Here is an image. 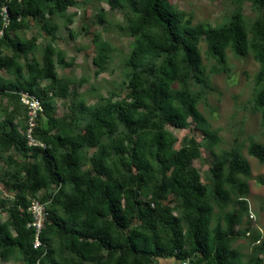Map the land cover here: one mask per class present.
Wrapping results in <instances>:
<instances>
[{"label": "trees", "instance_id": "obj_1", "mask_svg": "<svg viewBox=\"0 0 264 264\" xmlns=\"http://www.w3.org/2000/svg\"><path fill=\"white\" fill-rule=\"evenodd\" d=\"M5 2L0 0V3ZM138 2H134L136 17L129 24L130 32L138 37L127 61L132 70L128 95L130 103L94 107L80 103L75 105L71 112L74 118L71 117L73 123L82 125V128L65 138L59 135L51 138L38 128L35 130V135L52 147L35 149L43 152L42 161L23 167L25 176L17 179L14 212L9 221L0 223V257L3 261L18 252L25 264H59L54 259L51 238L47 235L58 231L67 238L66 247L69 250H79L86 257V254L104 248L114 256L117 264H123L129 257L132 258L131 264H149L154 258H167L174 262L187 260L189 264H239L237 253L230 248V242L236 236L234 229L239 216H228L225 229L218 225L210 227L208 196L191 165L199 157L200 145L193 138H187L180 149H174L176 140L165 127L185 129L193 123L205 139L214 141L215 137L190 92L172 91V82L180 72L197 84L204 82L199 49L201 39L205 38L210 50L223 59V51L228 46L238 56L248 52V33L239 15L233 16L228 24L220 28L192 27L184 21L183 14L166 0H146L142 10H139ZM48 3L64 11L74 2L10 0L11 23L0 40V69L11 70L15 65L14 60L1 57L3 48L13 50L14 54L27 50L24 42L11 39V33L21 27L25 17L41 14ZM48 12L52 13V10ZM18 17L21 18L19 22L16 21ZM252 34L251 46L260 66L257 82L262 85L254 104L257 110L264 113V18L254 24ZM172 45L175 48L170 51ZM164 53L167 56L163 65L158 67L156 75H151L156 60ZM53 55V48L48 46L43 66L33 73L30 81L2 86L0 90L23 91L40 98L37 81L49 79L54 83L57 78ZM17 70L20 71L19 68ZM42 105L48 129L56 128L58 121L53 117L51 106ZM119 124L125 130L122 138L116 136ZM0 146L26 149L24 139L16 130L11 128L7 131L1 123ZM66 146L68 150L65 154H54L57 149ZM84 148L96 149L90 159L93 172L81 169ZM248 152L264 163L263 147L252 144ZM227 164L228 175L225 178L221 163L217 162L210 169L214 197L220 202L229 199L224 185L240 195L245 192L237 175L248 172L247 163L234 154ZM121 167L129 170L130 176L118 182L112 175L119 173L118 168ZM131 169L135 170L134 175ZM158 172L161 174L160 183L150 191L149 184L154 182ZM62 183L71 187V191L65 193L63 187L60 188L57 198L51 203L57 205L64 215L52 212L51 224L39 232V245L34 247L36 233L33 227L27 228L31 216L26 212L25 191L34 194L40 189ZM137 190L145 198H138ZM149 193H152V198L147 199ZM167 194L181 202L182 216H174L168 207L158 203ZM19 207L25 213L22 218L16 214ZM133 219L139 224L130 227ZM10 227L15 236L10 233ZM124 229H128L127 233L120 235L118 230ZM117 253L119 256L115 258ZM193 257L196 259L193 260Z\"/></svg>", "mask_w": 264, "mask_h": 264}, {"label": "rangeland", "instance_id": "obj_2", "mask_svg": "<svg viewBox=\"0 0 264 264\" xmlns=\"http://www.w3.org/2000/svg\"><path fill=\"white\" fill-rule=\"evenodd\" d=\"M135 1L73 0V5L64 11L57 9L53 3H48L41 14L25 17L21 27L11 33V39L24 42L27 50L14 54L13 50L3 48L1 57L14 60L15 65L11 70L0 69V89L2 86L21 85L22 82L30 81L33 73L43 66L48 46L54 50L52 59L57 78L54 83L49 79L37 81L40 98L30 94L34 98V105L22 99L21 94L25 93L23 91L0 90V123L7 131L14 128L26 143L24 150L14 146H0V223L9 221V216L14 212L12 210L16 206L18 194L16 182L18 178L23 179L25 176L23 167L42 161L43 152L35 149L52 147L35 135L37 128L51 138L58 135L65 138L80 132L82 128V125L76 126L71 117L75 105L80 103L94 107L130 103L128 95L132 70L127 61L138 39L129 29L130 22L136 17ZM166 1L183 14L184 21L192 27L220 28L228 24L233 16L239 15L248 33V52L244 56H238L228 46L223 51V59L210 50L205 38L201 39L199 49L204 82L197 84L185 78L183 72L172 82V91L190 92L215 137L214 141L205 139L194 128L193 123L185 129L168 125L165 128L175 138L173 148L176 150L180 149L187 138H193L200 145L199 157L191 165L197 171L208 196L207 204L211 208L210 227L218 225L225 229L228 216L237 214L239 220L234 229L236 236L230 242V248L237 253L239 264H264V163L248 152L252 144L264 148V113L257 110L254 104L262 89V85L257 82L260 66L251 46L254 24L264 18V0ZM145 3L146 0H139V10H142ZM174 48L172 45L170 51ZM166 56L164 53L156 60V67L150 71L151 75L157 74L156 70L163 65ZM150 79L154 80V77L150 76ZM43 103L51 106L53 117L58 121L56 128L48 129ZM124 133V128L119 124L116 136L122 138ZM67 150L66 146L57 149L54 154H65ZM95 151V148L82 150L81 169L84 172H93L90 159ZM234 154L248 166L247 173L237 175L245 192L240 195L224 185V189L229 192V199L227 202H220L214 197L210 169L217 162L221 163L225 178L228 175V160ZM153 165L156 166V163ZM131 171L134 175L135 170ZM118 172L112 175L118 182L123 177L130 176L129 170L125 168H118ZM160 180L161 174L158 172L154 182L149 184V190L156 188ZM62 187L65 193L71 191L66 183L51 185L34 194L25 191L28 206L26 212L31 216L27 228L35 225L36 232H42L51 224L52 212L64 215L57 205L51 203ZM137 196L145 198L140 190H137ZM146 198H152V193ZM158 203L168 207L176 217L183 214L181 202L171 194H167ZM16 214L22 218L25 213L19 207ZM138 224L133 219L130 227ZM9 230L12 236L16 235L11 227ZM127 230H118V233L124 235ZM47 235L51 238L54 259L59 264H117L114 256L104 248L84 257L79 250H69L66 247L67 238L58 231ZM35 241L39 242L36 238ZM118 256L119 253L115 258ZM192 259L195 260L196 257ZM131 261L132 258L129 257L123 264H131ZM185 261L189 264V261ZM173 263L172 259L154 258L149 264ZM0 264H25V261L18 252H14L7 261L0 257Z\"/></svg>", "mask_w": 264, "mask_h": 264}, {"label": "built area", "instance_id": "obj_3", "mask_svg": "<svg viewBox=\"0 0 264 264\" xmlns=\"http://www.w3.org/2000/svg\"><path fill=\"white\" fill-rule=\"evenodd\" d=\"M9 2L10 0H6L5 3H0V40L4 37L5 32L9 28L10 23H11V14H10L9 7H8ZM20 20H21L20 17L16 19L17 22H19ZM21 96H22V99L26 101L28 104L34 105V98L29 93H26V92L22 93ZM34 227L36 226L33 225V228ZM35 233H36L35 238L37 239V242H38L37 235L39 234V232H36V229H35ZM38 245H39V242L36 243V247ZM173 264H188V262L177 260Z\"/></svg>", "mask_w": 264, "mask_h": 264}]
</instances>
